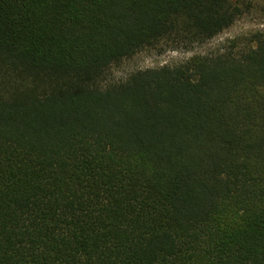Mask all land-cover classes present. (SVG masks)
<instances>
[{
    "label": "trees",
    "instance_id": "1",
    "mask_svg": "<svg viewBox=\"0 0 264 264\" xmlns=\"http://www.w3.org/2000/svg\"><path fill=\"white\" fill-rule=\"evenodd\" d=\"M248 0H0V264H264V31Z\"/></svg>",
    "mask_w": 264,
    "mask_h": 264
},
{
    "label": "rangeland",
    "instance_id": "2",
    "mask_svg": "<svg viewBox=\"0 0 264 264\" xmlns=\"http://www.w3.org/2000/svg\"><path fill=\"white\" fill-rule=\"evenodd\" d=\"M251 8L227 30L208 43L194 48L189 52H166L159 53L157 50L143 51L126 61L118 70L117 76H125L127 73L138 69L158 68L182 62L194 54H206L218 47L224 41L235 37H244L256 31H264V0H248Z\"/></svg>",
    "mask_w": 264,
    "mask_h": 264
}]
</instances>
